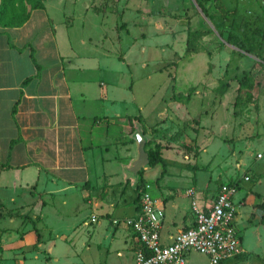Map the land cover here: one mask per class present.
I'll return each instance as SVG.
<instances>
[{"label": "rangeland", "instance_id": "obj_1", "mask_svg": "<svg viewBox=\"0 0 264 264\" xmlns=\"http://www.w3.org/2000/svg\"><path fill=\"white\" fill-rule=\"evenodd\" d=\"M244 1H250L257 16H245L244 23L260 30L264 13L256 0H207V4L216 2L222 7L225 16L229 10L234 12L230 19L235 22L226 18L230 25L220 30L207 18L210 9L203 14L194 0H120L113 5L126 8L122 22L131 48L126 67L115 78L126 86V93L122 92L126 105L116 101L110 111L125 108L133 112L138 123L131 122L143 133L148 145L145 150L155 143L166 146L161 154L165 174L157 180L160 164L145 167L141 176H134L122 170L126 164L101 162L89 180V194L87 189L73 187L67 192L38 194L37 200L18 181L12 187L16 173L2 171L6 187L0 188V264H133L129 230L114 228L111 221L134 214L132 201L140 188L148 185V193L157 199L170 192L178 213L174 215L167 203L164 220L174 215L179 224L181 214L188 210L187 189L194 191L193 198L198 201L202 194L212 193L206 189L231 182L238 184L232 203L242 254L221 264H264V221H260L262 213L254 198L258 194L264 199V64L252 66L255 55L249 52L251 48L241 36L229 32L239 21ZM145 11L152 16H146ZM100 17L107 42L117 49L118 35L108 31L118 23L117 18L113 23L108 12ZM156 21L163 31H156ZM196 31L204 34L190 38V51L185 52L188 35ZM221 41L229 44L223 57L218 52L224 46ZM230 45L241 47L242 53ZM261 60L264 63V55ZM255 79L262 81L254 83ZM239 80L252 89L241 88ZM128 91L130 101H126ZM157 111H166L170 119L163 127L155 117ZM198 115L200 128L194 120ZM134 133L131 149L135 155ZM257 154L262 158L257 159ZM46 184L50 187L49 181ZM84 197L91 204L82 202ZM186 260L187 264H208L205 256L194 251L188 252Z\"/></svg>", "mask_w": 264, "mask_h": 264}, {"label": "crops", "instance_id": "obj_2", "mask_svg": "<svg viewBox=\"0 0 264 264\" xmlns=\"http://www.w3.org/2000/svg\"><path fill=\"white\" fill-rule=\"evenodd\" d=\"M119 1L0 0V5L4 4L0 24V188L6 187L2 171H9L16 173L12 187L15 188L18 181L21 186L28 187V192L37 200L38 194L67 192L73 187L87 189L89 194V180L97 174L101 162L119 166L126 164L122 167L124 170L135 158L136 154H132L131 149L134 142L130 121L135 115L125 108L124 111H110V105L116 101L123 103L124 107L126 105L122 93H126V86L115 82V78L126 67L125 58L131 48L128 31L122 22L126 8L113 6ZM256 1L259 11L264 13V0ZM213 4L204 8L210 9L206 15L210 22H215L217 30L229 26L228 20L235 22L230 19L235 17L233 10L225 16L222 7L217 9L216 2ZM251 5L250 1H244L245 8L240 11L244 15L239 13L237 27L233 24L234 28L229 32L236 36H249L248 42L241 41L251 48L249 52L254 53L255 60L246 56L253 59L252 66L256 67L264 64L261 60L264 55V23L260 30L253 24L246 26L245 16L253 15L257 19ZM105 12L113 16V23L116 18L118 21L108 29L118 35L117 49L107 42V35L99 22L100 13ZM143 13L152 16L149 12ZM25 15L26 20L15 26ZM255 19L252 21L257 23ZM154 26L156 31H163L158 21ZM223 45L218 51L222 57L229 48V44ZM235 49L237 53L243 51ZM261 81L255 79L254 83ZM222 91L220 89V93ZM129 94L128 91L126 101H130ZM155 117L162 122L160 126L170 120L166 111H157ZM194 120L200 128L199 115L198 120ZM154 145L159 144H153L151 149ZM159 146L161 155L166 146ZM37 189H40L39 193ZM206 191L212 193L202 194L198 201L195 199L198 205L210 200L217 189L213 187ZM169 193L155 199L161 203L163 211L169 203L176 215L178 206ZM260 199L255 198L256 206L263 200L261 196ZM242 201L238 200L239 205L243 204ZM10 202L14 203L13 200ZM82 202L91 204L86 197ZM132 202L135 211L136 203ZM174 215L167 221L163 220L162 241L167 242L168 237L192 224L189 203L188 210L180 216L179 224L173 220ZM129 236L132 240L130 233ZM132 242L133 253L136 245Z\"/></svg>", "mask_w": 264, "mask_h": 264}, {"label": "built area", "instance_id": "obj_3", "mask_svg": "<svg viewBox=\"0 0 264 264\" xmlns=\"http://www.w3.org/2000/svg\"><path fill=\"white\" fill-rule=\"evenodd\" d=\"M257 159L262 155L257 154ZM245 181L248 177H243ZM238 184H221L216 194L202 205L193 198L194 191L187 189L192 224L180 229L167 242L161 239L164 211L148 193L149 186L139 189L134 214L122 220H112L113 227L128 229L136 249L133 264H187L188 252L194 251L207 258L208 264H221L242 254L240 238L234 227L235 209L232 203ZM94 221V218H91Z\"/></svg>", "mask_w": 264, "mask_h": 264}, {"label": "trees", "instance_id": "obj_4", "mask_svg": "<svg viewBox=\"0 0 264 264\" xmlns=\"http://www.w3.org/2000/svg\"><path fill=\"white\" fill-rule=\"evenodd\" d=\"M194 3L196 4L197 7H199L201 9L202 13L204 14V10H205L204 6L207 4V0H194ZM37 6L38 5H34L33 7H37ZM3 9H4V4H1L0 5V24H1V13H2ZM26 17H27L26 15L23 16V18L20 21L15 23V26H18L21 23H23L26 20ZM248 31H250V29H248ZM201 34H204V33L196 31V32H193V33L188 35V38L186 39V42H185V52H189L190 51V48H189L190 38L197 39ZM255 34H257V32H255ZM248 37L249 36L242 35V39L247 41V42L249 41ZM238 48L241 49V47H238ZM246 76L247 75H245L242 79H244ZM239 85H240L241 88L243 87V88H246L247 90H251L252 89V86H250L247 83L244 84L243 80H239ZM219 92H220V90H219ZM130 121L138 123V118L132 117V118H130ZM133 132H134V129H133ZM140 134L142 136L143 133L140 132ZM144 146H148L147 142H145ZM144 150H145V148H144ZM159 151H160V146L159 145H154V147L152 149L148 148L147 150H145V152L147 154V158H148V164H147L146 167H153L156 164H160L161 165L162 170H161L159 178L157 180L162 178V176L164 174V171H165V166L163 164V160L161 158V155H160ZM136 175L141 176L142 175V169ZM157 180H156V182H157ZM140 186H142V184ZM140 186L134 187L135 192L138 191ZM255 198L257 200H261L260 196H258V195H255ZM136 200H137V198L134 199L135 203H136ZM256 208L261 211L262 215H261L260 221L263 222L264 221V199L256 206ZM33 231H34V233L37 234V232H36V230L34 228H33Z\"/></svg>", "mask_w": 264, "mask_h": 264}, {"label": "water", "instance_id": "obj_5", "mask_svg": "<svg viewBox=\"0 0 264 264\" xmlns=\"http://www.w3.org/2000/svg\"><path fill=\"white\" fill-rule=\"evenodd\" d=\"M134 139H135V158L130 162L129 166L125 169L127 172L134 176L138 171L144 169L148 164L147 154L144 150V139L142 138L137 125H134Z\"/></svg>", "mask_w": 264, "mask_h": 264}, {"label": "flooded vegetation", "instance_id": "obj_6", "mask_svg": "<svg viewBox=\"0 0 264 264\" xmlns=\"http://www.w3.org/2000/svg\"><path fill=\"white\" fill-rule=\"evenodd\" d=\"M212 2H209L208 4H211ZM215 8H217L218 9V7L216 6ZM229 11H227V13H228Z\"/></svg>", "mask_w": 264, "mask_h": 264}]
</instances>
